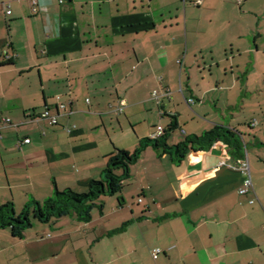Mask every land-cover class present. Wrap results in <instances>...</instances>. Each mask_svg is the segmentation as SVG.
Instances as JSON below:
<instances>
[{
	"label": "crops",
	"instance_id": "1",
	"mask_svg": "<svg viewBox=\"0 0 264 264\" xmlns=\"http://www.w3.org/2000/svg\"><path fill=\"white\" fill-rule=\"evenodd\" d=\"M4 1L0 205L86 191L114 148L158 125L168 144L221 125L245 147L215 140L175 163L149 145L89 221L32 223L21 239L0 228V264H264V0H36V14Z\"/></svg>",
	"mask_w": 264,
	"mask_h": 264
},
{
	"label": "trees",
	"instance_id": "2",
	"mask_svg": "<svg viewBox=\"0 0 264 264\" xmlns=\"http://www.w3.org/2000/svg\"><path fill=\"white\" fill-rule=\"evenodd\" d=\"M7 64H9V61ZM45 110H48L50 115L57 117V114L51 113L49 109ZM63 112H65V109ZM41 113L38 114L39 118H42ZM56 123L57 119L54 124ZM174 127L175 125H169L168 129L171 130ZM215 140L225 143L233 156L238 158L243 156L245 146L242 140L227 127L217 125L203 132L200 136H185L183 140L176 144L167 143V130L163 128V132L158 137L140 139L135 149L131 151L114 148L113 152L106 157L101 177L91 179L84 192H74L68 188L55 189L52 196L42 201H28L19 212H15L11 202L1 204L0 228L9 229L11 236L21 239L25 230L32 225L33 221L45 223L73 214L79 220L87 222L90 220L92 208L100 201L101 197L115 195L121 191L123 181L129 176V166L142 154L145 147L150 145L157 150H161V153L167 154L171 161L180 163L188 149L197 147V149L205 150Z\"/></svg>",
	"mask_w": 264,
	"mask_h": 264
},
{
	"label": "built area",
	"instance_id": "3",
	"mask_svg": "<svg viewBox=\"0 0 264 264\" xmlns=\"http://www.w3.org/2000/svg\"><path fill=\"white\" fill-rule=\"evenodd\" d=\"M57 4H62L65 0H54ZM30 10L32 14H36L38 12V5H37V1L36 0H30ZM3 12L5 15H10L11 14V9H10V4L8 1H4V2H0V13ZM178 62L180 63V60H178ZM166 96L169 97V94L166 92L165 93ZM152 97L154 99H156V101L159 103L158 98H159V94L157 90H153L152 91ZM57 99H59V96H56ZM88 102V100H86ZM188 102H192L191 99L188 100ZM126 102L124 99H120L117 106L114 108V112L119 114L122 113L123 108L125 106ZM65 104L59 102L58 103V109L60 110H64L65 109ZM41 117L42 118H47L49 120L50 124H54L56 122V117L55 115H50L48 110H44L41 113ZM4 122L8 123L10 122L9 118H5ZM163 132V127L161 125L156 126L155 131L153 132V134L151 135L152 138L154 137H158L161 133ZM24 143H28L29 142V138H25L23 139ZM238 165L237 167L231 166L233 169L238 170L240 172H242L245 175V178L243 180V186L242 188L239 190V193H245L248 190H253L252 189V184H251V180H250V174H249V166H248V162L246 159H239L237 161ZM140 201V199H139ZM252 202V201H251ZM161 250L158 248H155L152 250V255H156L160 252Z\"/></svg>",
	"mask_w": 264,
	"mask_h": 264
},
{
	"label": "rangeland",
	"instance_id": "4",
	"mask_svg": "<svg viewBox=\"0 0 264 264\" xmlns=\"http://www.w3.org/2000/svg\"><path fill=\"white\" fill-rule=\"evenodd\" d=\"M115 113V112H114ZM115 114H117V113H115ZM107 198V196H103V197H101L99 200H100V202L102 203L104 200H107L106 199ZM18 199V198H17ZM14 207V210H15V212H19L20 211V209L22 208V204H21V206H19V202H18V200H17V202H16V204L13 206ZM94 210H97V208H95ZM33 224H38V221H33ZM3 246V244H2V242L0 241V248ZM8 248H10V247H8ZM13 250H14V248H13ZM4 252H9L7 249H5V251ZM10 252H12V251H10ZM0 260H1V256H0ZM3 264H7V262L6 261H3ZM14 264H18V262H14Z\"/></svg>",
	"mask_w": 264,
	"mask_h": 264
}]
</instances>
